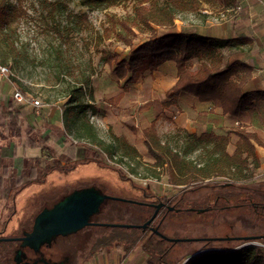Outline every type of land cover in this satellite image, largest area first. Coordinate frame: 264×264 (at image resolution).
Returning a JSON list of instances; mask_svg holds the SVG:
<instances>
[{
  "label": "rangeland",
  "instance_id": "obj_1",
  "mask_svg": "<svg viewBox=\"0 0 264 264\" xmlns=\"http://www.w3.org/2000/svg\"><path fill=\"white\" fill-rule=\"evenodd\" d=\"M238 1L232 10L204 2L199 12L177 14L174 29L192 30L206 24L208 33L223 34L222 26L228 27L245 7L253 31L264 26V0ZM136 6L138 0H115L102 6H84L81 0H6L0 26V65L11 74L8 79L0 74V92L6 101L13 99L27 108L24 129L31 125L32 137L45 142L47 149L28 148L25 162H9L4 158L6 147L22 141L8 137L0 114V157L4 156L0 238L21 236L31 230L39 212L74 191L93 187L126 200L110 201L96 217L102 223L142 225L154 213L152 204L161 199L168 202L175 210H162L154 227L159 226L167 238L181 241L173 243L138 228L89 227L55 242L49 256L55 261L68 257L69 264H159L163 259L179 264L196 253L210 251L200 252L212 239L264 236V217L255 212L253 204L264 205V147L257 150L260 164H251L245 177L230 172L184 188L171 183L169 168L155 173L154 160L142 138L153 119L158 118L156 129L162 142L202 163L205 149L196 145L195 138L203 129L196 124L197 104L187 109L162 108L164 92L177 79L175 63L133 84L128 82L130 76L119 80L115 74L118 63L166 30L156 25L153 30L132 27L135 35H127L122 23L133 20ZM120 35L132 42L126 44ZM232 54L226 53L225 62L234 60ZM16 91L25 96L26 103L16 101ZM34 101L40 106H34ZM85 120L92 124L95 137L90 136ZM239 123L217 122L219 126L214 124L212 129L229 136L233 149L237 141L233 131ZM127 145L138 155L126 154ZM32 168H37L36 181L22 187ZM219 244L213 242L215 247ZM259 245L247 242L240 247ZM17 248L11 242H0V264L12 263Z\"/></svg>",
  "mask_w": 264,
  "mask_h": 264
},
{
  "label": "trees",
  "instance_id": "obj_2",
  "mask_svg": "<svg viewBox=\"0 0 264 264\" xmlns=\"http://www.w3.org/2000/svg\"><path fill=\"white\" fill-rule=\"evenodd\" d=\"M115 0H81L84 6H102ZM6 0H0V26L3 27V16ZM218 4L226 10L234 9L238 0H166L160 5V0H138L134 8L135 17L131 21L122 23L127 35L134 36L132 27L153 30V25L166 29L159 37L142 44L128 59L121 61L115 68L119 80L127 76L128 82L136 83L154 74L166 62H174L177 68V82L164 94L163 109L179 106V99L190 96L200 103L211 104L219 110L223 117L232 121H243L246 115L256 110V102L264 98V92H245V87L252 84L254 68L238 59V54L250 48L253 41L243 34L234 38L219 39L212 36H202L198 33L186 31L177 32L174 22L179 13L199 12L202 3ZM246 8V7H245ZM243 9L240 18L235 21L234 29L242 31L246 25L247 9ZM121 38V35H120ZM126 44L132 41L125 37ZM233 53L234 60L225 62L226 53ZM237 54V55H236ZM107 59V58H106ZM111 59H107L110 62ZM113 61V59H112ZM193 62L197 67L193 68ZM24 106L16 104L12 99L5 109L0 105V114L4 119V128L11 139L21 140L24 126ZM214 115V112L212 113ZM152 121L149 128L142 132L144 145L154 160L155 173L169 168L171 183L180 187H191L198 181L210 179L214 176L225 177L230 172H236L245 177L251 164L259 165L258 147H264V135L261 130H251L240 124L233 133L237 137L233 149L229 148V136L218 135L209 129L202 131L195 138L196 145H203L205 160L195 162L175 152L170 145L162 142L156 122ZM85 126L90 136L95 137L94 129L89 120ZM1 128V127H0ZM33 127L28 126L25 131L26 144L30 147L46 148L43 143L32 137ZM4 138V133H1ZM6 138V137H5ZM4 138V139H5ZM126 154L137 156L135 149L128 147ZM53 154L54 151L50 150ZM98 153H95L97 158ZM64 158V157H62ZM28 177L29 182L36 181L37 168H32ZM255 212L264 217V205L253 203ZM146 231V230H142ZM219 242L215 247L213 242ZM247 242H258L259 246L240 247ZM211 243V244H209ZM201 251L209 249L186 264H264V236L247 239H212ZM225 243L227 245H225ZM240 247V248H239ZM216 248V249H213ZM159 264H175L159 259ZM182 263L179 264H183ZM149 264H156L152 261Z\"/></svg>",
  "mask_w": 264,
  "mask_h": 264
},
{
  "label": "crops",
  "instance_id": "obj_3",
  "mask_svg": "<svg viewBox=\"0 0 264 264\" xmlns=\"http://www.w3.org/2000/svg\"><path fill=\"white\" fill-rule=\"evenodd\" d=\"M246 9H247V11H246L247 14H249V8H246ZM239 18H240L239 16L236 17L235 20L231 24L229 23L228 27H226V28H224L225 26H222L224 30L221 32L223 34L212 35V34L208 33L209 28H206V26H207L206 24L198 25L197 27L193 28L192 30H190V28H188V27H184V29L182 31H186L189 33H198L199 35H202V36H212V37H216L219 39L234 38L240 34H243L246 37L250 38L253 41V44L251 45L252 47L250 46V48H247L246 52L241 53L238 57L239 60L246 62L247 64H249L250 66H252L254 68L252 84L247 85L245 87V92L248 93L251 90L264 92V30H263L264 26H262L261 28L259 27L260 29H255V31H253L254 28L250 27V24H251V23L249 24L250 19L247 16L246 25H245L244 29L242 31L237 32V30L234 29V23ZM176 31L181 32L180 29H178ZM168 63L174 64V62L170 61V62H166L162 66L165 67V66H167ZM174 65L176 68V64H174ZM176 82H177V79L164 92V94ZM5 96H6L5 94L0 92V105H3L4 107H6V105H4V104H7L9 102L8 100H7L8 102L6 101ZM5 102H7V103H5ZM190 104H193V105L197 104L198 106H200L198 116L196 119L197 120L196 124L198 127H201L203 129L202 131H207V130L211 129L214 126V124L218 125L217 122L222 123L223 121H225V122L226 121H232L227 117H223L221 115V112L219 110H215L211 104L200 103L196 99H194L190 96H187V95H184L179 99V106L182 109H187L188 107H190L189 106ZM207 109H208V111H207ZM213 112H214V115H212ZM27 114H28L27 108L23 109V115H24L23 119L27 118V116H28ZM237 122H240L239 124H242V125L250 126L249 129H251V130L259 129L262 131V133L264 135V98L260 99L256 102V110L255 111L248 113L246 115V117L243 119V121H237ZM29 126H31V125H29ZM204 127H205V129H204ZM27 128L24 129V126H23V137L20 140V141H22L21 144H18V145L12 144V146L6 147V151L8 153L5 157L4 156L3 157L6 159L8 157L9 162L13 159L17 160V161L24 160V162H25V159H26L25 156L27 155V149L28 148L38 149L40 151L42 150V148H40V147H33L32 148L26 144L25 131L27 130ZM22 150H23V156L20 155V152ZM24 154H25V156H24ZM3 157H0V167H2V160L1 159ZM7 166L9 167V164L4 165L3 167L6 168ZM1 178H3V175Z\"/></svg>",
  "mask_w": 264,
  "mask_h": 264
},
{
  "label": "water",
  "instance_id": "obj_4",
  "mask_svg": "<svg viewBox=\"0 0 264 264\" xmlns=\"http://www.w3.org/2000/svg\"><path fill=\"white\" fill-rule=\"evenodd\" d=\"M106 199H114L113 197L100 194L95 188L74 191L69 196L58 202L52 209H44L37 217L34 229L31 233L20 239H6L4 241H20L23 247H29L38 251L44 244H51L57 236H67L76 233L91 225L90 219L97 214L101 204ZM129 202V201H127ZM162 206L156 208L153 216L142 225H108L111 227L138 228L147 230L156 219L158 212ZM169 210H175L169 208ZM158 236L162 239L177 243L181 240L170 239L154 229ZM188 241V240H187ZM199 253L190 256L184 264L192 260Z\"/></svg>",
  "mask_w": 264,
  "mask_h": 264
},
{
  "label": "flooded vegetation",
  "instance_id": "obj_5",
  "mask_svg": "<svg viewBox=\"0 0 264 264\" xmlns=\"http://www.w3.org/2000/svg\"><path fill=\"white\" fill-rule=\"evenodd\" d=\"M19 183V182H18ZM29 184V181H25L23 183V186L22 187H25ZM21 187V188H22ZM94 188V187H93ZM89 189V188H87ZM96 190H98L100 192V194L102 195H105L101 192V190H99L98 188H95ZM108 196V195H106ZM112 197V196H110ZM114 199H106L100 206V209L99 211L97 212V214L93 215L92 218L90 219V222H91V225L86 227V228H89V227H108V225H115V224H112V223H102L100 222L99 219H97L96 217H99L102 213L105 212L104 207H106L110 201H126L125 199L123 200L122 198H119V197H113ZM129 203H132V204H138V202H134V201H129ZM56 205V204H55ZM54 205V206H55ZM138 205H141V204H138ZM161 205L162 207L160 208L159 212H158V215L156 217V219L154 220V222L151 224V226L147 229L149 230V232H152V233H155L153 232L154 229H159V226H156L154 227V224L158 218V216L161 214V211L162 210H169L170 206H168V202H165L164 200H160L159 203L157 204H152V209L154 211V213L156 212V208L157 206ZM53 206V207H54ZM53 207L49 208V209H52ZM43 211V210H42ZM41 211V212H42ZM110 211V210H109ZM108 211V212H109ZM39 212L35 219H34V222H33V226L31 228V230L29 231H24L22 233L21 236H18V237H13L14 239H20L22 237H24L25 235L31 233L34 229V226H35V222H36V219L38 217V215L41 213ZM153 213V214H154ZM153 216V215H152ZM151 216V217H152ZM148 221V220H147ZM146 221V222H147ZM138 226V225H137ZM111 227V226H109ZM84 228V229H86ZM83 229V230H84ZM81 230V231H83ZM81 231H78L76 233H73V234H69L67 236H57L53 239L52 243L51 244H44L38 251H35L34 249H31L29 247H23L22 246V242L20 241H11V243H13L14 245H18V248L17 250L15 251V256H14V259H13V262L10 263V264H69V258L68 257H65L64 259H60L59 261H55L54 259H52V256L49 257L50 255H53V250H52V246L55 242H57L58 240L60 239H66L67 237H70L71 235H75V234H78L79 232ZM4 240L6 239H2L0 238V242H5ZM57 245V244H56ZM49 254V255H48Z\"/></svg>",
  "mask_w": 264,
  "mask_h": 264
},
{
  "label": "built area",
  "instance_id": "obj_6",
  "mask_svg": "<svg viewBox=\"0 0 264 264\" xmlns=\"http://www.w3.org/2000/svg\"><path fill=\"white\" fill-rule=\"evenodd\" d=\"M239 9H241V8L239 7ZM0 74L8 79V77L11 74V72H10V69L8 67L0 65ZM14 98L19 103H26L27 102V99L25 98V96L19 91H16V93L14 94ZM33 105L39 107L40 106V102L39 101H34Z\"/></svg>",
  "mask_w": 264,
  "mask_h": 264
}]
</instances>
